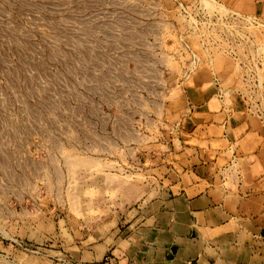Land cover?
I'll return each instance as SVG.
<instances>
[{
    "label": "rangeland",
    "instance_id": "1",
    "mask_svg": "<svg viewBox=\"0 0 264 264\" xmlns=\"http://www.w3.org/2000/svg\"><path fill=\"white\" fill-rule=\"evenodd\" d=\"M251 1L0 0V264H119L238 117L264 142Z\"/></svg>",
    "mask_w": 264,
    "mask_h": 264
},
{
    "label": "crops",
    "instance_id": "2",
    "mask_svg": "<svg viewBox=\"0 0 264 264\" xmlns=\"http://www.w3.org/2000/svg\"><path fill=\"white\" fill-rule=\"evenodd\" d=\"M251 4L264 13V0ZM250 125L238 117L231 128L236 141L206 147L210 160L189 161L186 177L171 181V196L147 211L143 237L116 255L119 264H264V142ZM104 252L87 257L99 260Z\"/></svg>",
    "mask_w": 264,
    "mask_h": 264
},
{
    "label": "built area",
    "instance_id": "3",
    "mask_svg": "<svg viewBox=\"0 0 264 264\" xmlns=\"http://www.w3.org/2000/svg\"><path fill=\"white\" fill-rule=\"evenodd\" d=\"M262 127H263V129H264V123L262 122Z\"/></svg>",
    "mask_w": 264,
    "mask_h": 264
}]
</instances>
